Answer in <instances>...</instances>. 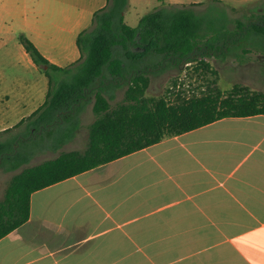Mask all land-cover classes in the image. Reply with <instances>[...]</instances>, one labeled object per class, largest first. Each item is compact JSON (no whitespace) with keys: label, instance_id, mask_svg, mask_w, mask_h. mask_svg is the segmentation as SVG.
I'll return each mask as SVG.
<instances>
[{"label":"crops","instance_id":"crops-1","mask_svg":"<svg viewBox=\"0 0 264 264\" xmlns=\"http://www.w3.org/2000/svg\"><path fill=\"white\" fill-rule=\"evenodd\" d=\"M106 3L0 0V35H24L51 63L68 66L80 57L78 34ZM12 84L0 78V130L45 101L48 83L32 88L22 78L17 92ZM126 210L152 221L150 242L133 237V263L100 230ZM149 263L264 264L263 114L222 118L37 190L28 221L0 239V264Z\"/></svg>","mask_w":264,"mask_h":264},{"label":"trees","instance_id":"trees-1","mask_svg":"<svg viewBox=\"0 0 264 264\" xmlns=\"http://www.w3.org/2000/svg\"><path fill=\"white\" fill-rule=\"evenodd\" d=\"M127 6L128 0H107L94 12L90 27L76 38L80 57L68 66L51 63L19 35L48 88L43 104L14 126L25 125L24 131L0 141V169L14 171L29 163L38 144L55 151L72 140L80 127L79 111L91 96L96 118L84 149L61 151L11 177L0 199V239L28 221L31 194L37 190L222 118L264 115V92L237 84L229 91L208 88L178 100L146 94L150 74L165 64H195L196 71L216 75L205 56L232 52L243 59L259 51L264 66V11L243 22L230 20L220 7L222 15L205 18L210 5L200 13L192 7H163L132 27L124 21ZM122 84L124 96L112 106L113 91ZM44 130L49 135L27 148L28 137Z\"/></svg>","mask_w":264,"mask_h":264},{"label":"rangeland","instance_id":"rangeland-1","mask_svg":"<svg viewBox=\"0 0 264 264\" xmlns=\"http://www.w3.org/2000/svg\"><path fill=\"white\" fill-rule=\"evenodd\" d=\"M209 5L210 7L204 13L205 18L210 17V15H222V11H219L218 7L225 11L230 20L239 18L243 22H247L252 15L264 11L262 9L264 8V0H128V6L124 12V21L126 24L135 27L138 20L144 14L159 8L192 7L200 13ZM0 36L3 37L6 43L4 46H0V74L2 75L0 78L4 81L7 80L11 85H14L12 83L15 82L16 92L21 88L18 85V80L22 78L32 88L34 86L37 88L45 86L47 88L48 79L43 71L35 65H26V61L22 59L25 51L19 42V34L9 33ZM237 53L241 54V51L238 50ZM25 56L29 59L28 55L25 54ZM242 57L243 59H240L232 52L225 56H215L213 54L205 56L204 59L217 71L216 75L205 71H196L194 68L195 64H165L162 69L150 74V83L146 94L153 97L166 96L170 100H178L190 98L194 95H201L204 91H208V88H219L221 91H229L236 84L247 86L254 91L264 92V66L261 52L251 51L248 54L242 55ZM125 89V84L114 89V98L110 101L112 106L121 102ZM93 102V96L85 101L79 111L80 127L75 137L61 148L54 151L46 146H42L41 148L38 144L33 150L34 154L29 163L22 165L14 171L0 169V199L3 197L4 190L11 177L23 168L55 158L61 151L82 150L85 148L88 140L89 125L96 118L92 109ZM11 118L15 119L17 116L11 115ZM1 125H3V122L0 121ZM14 126L9 128L11 129L10 131L0 130V141L9 136L21 134L24 131L25 125L17 128H14ZM47 131L44 130L38 132V134L30 135L28 139L32 141L25 142L27 148L31 149L38 141L48 136ZM33 141L37 142L34 144ZM52 142L56 143V138H53ZM48 144H51V142L49 141ZM14 145L15 148H18V145ZM135 216L130 210L122 211L117 216H114V219L102 221L100 229L105 230V238L110 240V250L114 251V253L115 250H119V252L126 255L128 253L129 256L126 259L132 263L135 260V256L139 257L140 255L133 238L135 233L141 232L143 239L147 242H150L152 233V221H136ZM123 235L131 236L132 241L126 239L119 241L118 237ZM137 245L138 248L142 246V240L137 241ZM150 249V246L146 247V251L150 252L149 254H151ZM143 251L146 253L145 247H143Z\"/></svg>","mask_w":264,"mask_h":264}]
</instances>
